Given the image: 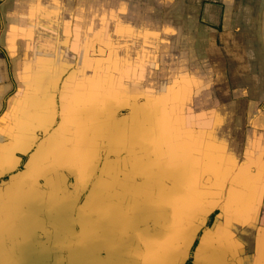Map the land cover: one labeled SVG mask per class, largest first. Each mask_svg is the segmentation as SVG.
Instances as JSON below:
<instances>
[{
    "label": "crops",
    "instance_id": "obj_1",
    "mask_svg": "<svg viewBox=\"0 0 264 264\" xmlns=\"http://www.w3.org/2000/svg\"><path fill=\"white\" fill-rule=\"evenodd\" d=\"M0 49V264L105 201L94 251L264 264V0H1Z\"/></svg>",
    "mask_w": 264,
    "mask_h": 264
},
{
    "label": "water",
    "instance_id": "obj_2",
    "mask_svg": "<svg viewBox=\"0 0 264 264\" xmlns=\"http://www.w3.org/2000/svg\"><path fill=\"white\" fill-rule=\"evenodd\" d=\"M97 51H98V46L92 45V49L89 57L90 66L97 63ZM138 101L140 102V100ZM107 144L109 145V143ZM108 150L109 148L106 145V151ZM210 176H211L210 173L202 174L203 187H207L210 185L209 184L211 179ZM189 183L192 184V182ZM168 185L171 188V193H172L171 198L173 202L177 198V193L178 191H180L181 188L173 187L174 185H176L175 181L169 183ZM105 202H103L102 204L100 203L101 209H99L98 206L96 207V204L89 208L88 211L89 214L85 216L88 219V222L85 223L86 229H88L87 232L75 233L74 235H69V234L66 235L65 233L66 231H61L59 229V226L55 224V228H57V230H55L56 232L54 234L40 235L41 239L43 238V241L45 242L41 243L40 244L41 246L37 248L36 261H31V262L36 264H56L60 260L63 261L70 260L72 261V264H76L78 262H80L79 264H92V263L95 264L96 261H101L105 263L106 260H111V258L112 259L118 258L120 260V264H160L162 262L163 257L157 255L156 252L148 250L150 249L149 245L151 243L154 244L160 243L157 246L160 247L161 245L162 247H164L162 245V242L160 240L159 241L157 240L156 233H154V231L151 232L152 228L155 229L161 222H164L163 220L165 218H162L163 216L159 213L158 216L156 217L153 216L151 220L143 218L142 221L139 223V226L141 227L138 226L139 228L136 229L135 233L132 232L131 235L127 233L125 236L121 238H117L116 241L113 242V244L106 243V249H104L102 252H100L99 250L94 251L95 243L98 239H100L99 235L103 234L102 230L104 228L109 230V224L111 221L109 210L107 209L109 205L108 204L109 201H105ZM159 206L160 208L164 207V204L162 206L159 204ZM122 208H123L122 210L123 213L129 211L128 205ZM160 208L154 209V213L155 214L157 212L163 213L162 208L161 209ZM131 210H132L131 212H134L133 209ZM122 217H124V215H122ZM62 221L64 224V219H62ZM146 235L147 238L151 241L147 245L148 249L145 246L143 238H141ZM107 241L108 240H106V242ZM135 243L141 249L137 248V252L134 257L135 259L132 262V259H130L128 256L134 250ZM46 244L50 246L47 247ZM72 245H74L75 249L69 251ZM91 251L98 253H94L90 256L89 253H93ZM92 258H97V259L93 262Z\"/></svg>",
    "mask_w": 264,
    "mask_h": 264
},
{
    "label": "flooded vegetation",
    "instance_id": "obj_3",
    "mask_svg": "<svg viewBox=\"0 0 264 264\" xmlns=\"http://www.w3.org/2000/svg\"><path fill=\"white\" fill-rule=\"evenodd\" d=\"M71 263V261H68V260H60V261H58V263H56V264H70Z\"/></svg>",
    "mask_w": 264,
    "mask_h": 264
},
{
    "label": "rangeland",
    "instance_id": "obj_4",
    "mask_svg": "<svg viewBox=\"0 0 264 264\" xmlns=\"http://www.w3.org/2000/svg\"><path fill=\"white\" fill-rule=\"evenodd\" d=\"M0 4H1V0H0ZM1 50V49H0ZM8 67H9V74H11V71H10V69L12 70V67H10V65H8ZM206 225V224H205ZM207 226V225H206ZM39 248V247H38Z\"/></svg>",
    "mask_w": 264,
    "mask_h": 264
}]
</instances>
